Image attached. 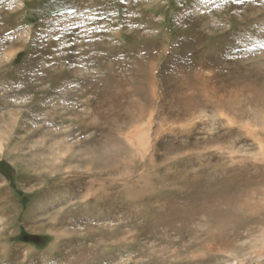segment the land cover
<instances>
[{
	"label": "rangeland",
	"instance_id": "rangeland-1",
	"mask_svg": "<svg viewBox=\"0 0 264 264\" xmlns=\"http://www.w3.org/2000/svg\"><path fill=\"white\" fill-rule=\"evenodd\" d=\"M262 45L264 0H0V264H264Z\"/></svg>",
	"mask_w": 264,
	"mask_h": 264
},
{
	"label": "water",
	"instance_id": "water-1",
	"mask_svg": "<svg viewBox=\"0 0 264 264\" xmlns=\"http://www.w3.org/2000/svg\"><path fill=\"white\" fill-rule=\"evenodd\" d=\"M24 239L25 240L31 239V240L39 241L41 238H40V236H35V235H33V236L25 235Z\"/></svg>",
	"mask_w": 264,
	"mask_h": 264
},
{
	"label": "bare ground",
	"instance_id": "bare-ground-1",
	"mask_svg": "<svg viewBox=\"0 0 264 264\" xmlns=\"http://www.w3.org/2000/svg\"><path fill=\"white\" fill-rule=\"evenodd\" d=\"M261 96V95H260ZM235 210V209H234ZM238 210H240L239 208H238ZM242 210V209H241ZM240 210V211H241ZM256 210H259L258 208L256 209ZM244 212V211H243ZM234 213H236V212H234ZM253 213V212H252ZM229 214H230V211H229ZM237 214H238V212H237ZM264 214V213H263ZM231 215V214H230ZM239 215V214H238ZM240 215H241V212H240ZM229 216V215H228ZM237 216V215H236ZM262 216V215H261ZM258 218V217H257ZM234 219V218H233ZM261 219H262V217H261ZM235 222V221H234ZM230 224V223H229ZM214 240V239H213Z\"/></svg>",
	"mask_w": 264,
	"mask_h": 264
},
{
	"label": "snow or ice",
	"instance_id": "snow-or-ice-1",
	"mask_svg": "<svg viewBox=\"0 0 264 264\" xmlns=\"http://www.w3.org/2000/svg\"><path fill=\"white\" fill-rule=\"evenodd\" d=\"M201 2L203 3V2H205V0H201ZM236 2H237V3H242L243 0H236ZM262 47H264V45H262Z\"/></svg>",
	"mask_w": 264,
	"mask_h": 264
}]
</instances>
